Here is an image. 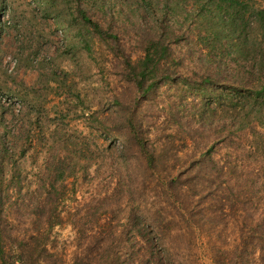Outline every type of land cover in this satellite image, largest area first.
Instances as JSON below:
<instances>
[{
	"label": "rangeland",
	"instance_id": "1",
	"mask_svg": "<svg viewBox=\"0 0 264 264\" xmlns=\"http://www.w3.org/2000/svg\"><path fill=\"white\" fill-rule=\"evenodd\" d=\"M163 1L0 0L4 226L28 264H264V138L235 123L221 75L201 85L216 63L191 1ZM79 3L114 37L84 24ZM160 16L177 35L144 94L133 70Z\"/></svg>",
	"mask_w": 264,
	"mask_h": 264
},
{
	"label": "trees",
	"instance_id": "2",
	"mask_svg": "<svg viewBox=\"0 0 264 264\" xmlns=\"http://www.w3.org/2000/svg\"><path fill=\"white\" fill-rule=\"evenodd\" d=\"M181 1L183 0H164L163 2L179 5ZM190 1L193 7L188 13L195 26L196 39L201 47L208 51V55L212 58L210 61L216 63L215 71L207 75L201 85L212 87L217 82V76L221 75L226 81V88L230 89L225 96L224 105L234 112L235 123L238 122L242 128H248L246 132L248 139L257 141L259 138H264V7L250 6L247 4L249 0ZM76 10L80 20L99 37L103 39L114 37L89 15L81 3L77 5ZM159 21L161 23L159 35L151 38L146 44L144 56L137 63L139 70H133L138 89L144 94L159 85V77L156 73H159L162 61L170 57L172 45L175 44L174 37L177 35L175 30L171 34L166 33L167 26L163 17L160 16ZM216 43L220 46H216ZM241 61L247 63L244 64L245 68L241 67ZM128 66L132 67L130 61ZM236 76H242V78H235ZM130 126L133 135L139 138L135 125L131 123ZM222 142H227L228 159L221 163V168L226 173H232L238 168L237 155L232 146L236 142L230 134H227ZM5 144V135L0 134V179L2 180L0 185V264H28V256L32 254L30 249L25 245L22 248H14L15 246L12 245L14 235L8 233V226H4L3 184L5 178L1 177V174L4 168L3 163L11 153ZM83 261L84 259L80 260V263ZM107 262L103 258H92L88 259L86 264H122L121 257H115ZM39 263L52 264L53 262L42 258ZM69 264L76 263L70 261Z\"/></svg>",
	"mask_w": 264,
	"mask_h": 264
}]
</instances>
